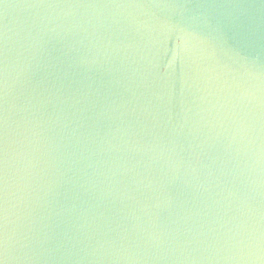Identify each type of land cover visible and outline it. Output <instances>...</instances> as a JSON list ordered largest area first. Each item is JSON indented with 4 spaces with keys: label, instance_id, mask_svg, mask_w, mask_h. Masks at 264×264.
Returning <instances> with one entry per match:
<instances>
[{
    "label": "water",
    "instance_id": "water-1",
    "mask_svg": "<svg viewBox=\"0 0 264 264\" xmlns=\"http://www.w3.org/2000/svg\"><path fill=\"white\" fill-rule=\"evenodd\" d=\"M153 3L196 16L203 63L149 76L162 51L151 29L48 32L36 14ZM256 80L260 102L241 105ZM242 119L264 145V0H0V261L7 206L8 264H236L224 257L248 247L250 226L264 233V166L251 183L232 140Z\"/></svg>",
    "mask_w": 264,
    "mask_h": 264
},
{
    "label": "clouds",
    "instance_id": "clouds-1",
    "mask_svg": "<svg viewBox=\"0 0 264 264\" xmlns=\"http://www.w3.org/2000/svg\"><path fill=\"white\" fill-rule=\"evenodd\" d=\"M177 6L168 4H113V5H39L37 16L41 21V31L53 32L52 27L57 21L79 26L95 24H125L134 28H149L157 37L162 51L157 62L155 57L148 60L147 75L158 73L160 68L167 67L170 71L174 63H180L186 58H192L196 63H203L206 57L194 43L195 37L191 31L196 16L189 15L181 21H173L168 10ZM59 26V25H57ZM169 39L177 41L175 49H164ZM171 54L172 60L167 56ZM6 94L9 73L6 67ZM163 75V74H160ZM261 100V84L258 80L249 83L238 96L241 105H253ZM237 135L232 137L237 145V151L246 150L249 160L246 161L251 183H256L252 177L264 166V145L261 144V129L252 119L239 121ZM8 161L6 159V166ZM7 203V202H6ZM249 239L251 243L246 249H236L225 260L236 264H264V233L260 232L258 223L251 225ZM5 259L0 264H8L10 256L16 252V232L14 222L10 219L9 210L5 208V225L3 236Z\"/></svg>",
    "mask_w": 264,
    "mask_h": 264
}]
</instances>
